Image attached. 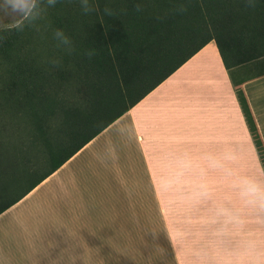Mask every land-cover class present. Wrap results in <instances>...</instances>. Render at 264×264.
I'll use <instances>...</instances> for the list:
<instances>
[{
  "label": "crops",
  "instance_id": "1",
  "mask_svg": "<svg viewBox=\"0 0 264 264\" xmlns=\"http://www.w3.org/2000/svg\"><path fill=\"white\" fill-rule=\"evenodd\" d=\"M247 74L264 142V71ZM203 192L220 204L219 229L198 215L176 254L264 264V168L215 41L0 214V264H112Z\"/></svg>",
  "mask_w": 264,
  "mask_h": 264
},
{
  "label": "trees",
  "instance_id": "2",
  "mask_svg": "<svg viewBox=\"0 0 264 264\" xmlns=\"http://www.w3.org/2000/svg\"><path fill=\"white\" fill-rule=\"evenodd\" d=\"M88 7L34 0L17 25L0 29V214L212 41L264 168L240 73L264 59V0H88Z\"/></svg>",
  "mask_w": 264,
  "mask_h": 264
},
{
  "label": "rangeland",
  "instance_id": "3",
  "mask_svg": "<svg viewBox=\"0 0 264 264\" xmlns=\"http://www.w3.org/2000/svg\"><path fill=\"white\" fill-rule=\"evenodd\" d=\"M33 3L34 0H0V29L17 25L26 17L24 13L30 11ZM261 71H264V59L252 63L248 67L247 72L249 73L246 72L245 74L251 75ZM203 198L201 205H195L191 208L179 207L178 219L173 223H163V231L160 237L141 239L139 248L138 240H135V244H130L131 252L125 256H114L112 264H185V255L176 254L178 247L180 248L184 242L178 237L177 231L184 230L187 225L191 226L194 218L202 214L213 220L215 231L219 229L220 204L213 192L210 194L203 192ZM185 216H188V220ZM172 234L174 238L171 237Z\"/></svg>",
  "mask_w": 264,
  "mask_h": 264
},
{
  "label": "clouds",
  "instance_id": "4",
  "mask_svg": "<svg viewBox=\"0 0 264 264\" xmlns=\"http://www.w3.org/2000/svg\"><path fill=\"white\" fill-rule=\"evenodd\" d=\"M57 0H48L49 5L54 6ZM251 2V0H250ZM82 4L84 6L85 11H90L91 9L88 7V0H82ZM56 37L61 40L64 45H70L71 41L64 35L63 31L57 30L55 33ZM91 55V53H89Z\"/></svg>",
  "mask_w": 264,
  "mask_h": 264
}]
</instances>
